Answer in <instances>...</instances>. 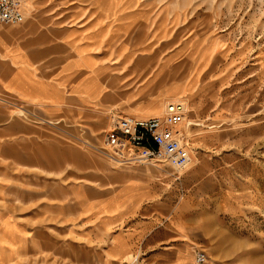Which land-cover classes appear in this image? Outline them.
Segmentation results:
<instances>
[{"label":"rangeland","instance_id":"1","mask_svg":"<svg viewBox=\"0 0 264 264\" xmlns=\"http://www.w3.org/2000/svg\"><path fill=\"white\" fill-rule=\"evenodd\" d=\"M51 3L66 8L72 23L95 27V20L104 18V55L120 63L119 56H125L124 90L132 99L148 101L170 83L188 84V96L173 100L186 103L184 137L193 161L173 175L152 176L159 200L169 202L170 209L177 201L188 204L187 237L195 245L191 258L202 247L208 264H264V0ZM118 114L113 110L105 120L100 110L78 111L73 120L62 116L45 124L55 139L45 136L44 149L33 142L29 150L17 144L12 159L0 158V169L18 174L12 177V190L1 193L0 214L62 216L68 221L45 225L76 231L75 259L66 247L46 252V264L53 259L65 264L69 256L75 264H175L181 237L173 251L162 245L151 256L106 262L104 233L97 225L102 215H93L91 203L75 202L65 191L53 195L55 184L84 190L87 183L101 190L105 171L115 168L154 165L162 170L164 163L120 165L106 156V128ZM224 162L230 165H220ZM164 207L168 210L158 207V215L168 226L169 206ZM88 232L92 238L84 239Z\"/></svg>","mask_w":264,"mask_h":264},{"label":"crops","instance_id":"2","mask_svg":"<svg viewBox=\"0 0 264 264\" xmlns=\"http://www.w3.org/2000/svg\"><path fill=\"white\" fill-rule=\"evenodd\" d=\"M22 9L25 17L21 23L0 22L1 159H12L17 144L29 150V143L33 142L44 149L45 136L55 139V134L46 132L45 124L62 116L73 120L78 111L90 114L100 110L105 120L106 114L115 110L118 115L149 117L159 115L163 103L183 102L173 99L188 96V84L175 82L148 101L132 99L124 90L125 56H119L120 63L104 55L103 17L95 20V27L72 23L67 9L51 0H24ZM109 119L106 130L111 127L112 117ZM212 155L219 159L215 152ZM167 170L154 165L115 168L105 171L101 190L86 183L84 190L72 186L63 190L55 184L52 191L56 197L65 191L67 198L75 202L82 198L91 203L93 215H102L97 225L104 233L106 262L137 254L151 256L162 245L173 251L181 237L175 264H192L195 245L187 237L188 204L177 201L171 209L169 202L161 204L157 182L152 177L168 174ZM0 171L1 196L3 190H12V177L18 174L7 168ZM165 205L169 206L165 215L170 219L168 226L167 219L158 215V207L168 210ZM65 219L54 215L45 218L0 214V264H46V252L66 247L73 250L68 254L74 253L75 259L76 231L68 230L66 225L53 226L55 230L45 225L65 223ZM162 224L164 227L158 229ZM159 230L165 234L159 235ZM84 237L92 238L89 232ZM74 259L71 261L69 256L65 264H75ZM54 260L48 264H56Z\"/></svg>","mask_w":264,"mask_h":264},{"label":"built area","instance_id":"3","mask_svg":"<svg viewBox=\"0 0 264 264\" xmlns=\"http://www.w3.org/2000/svg\"><path fill=\"white\" fill-rule=\"evenodd\" d=\"M24 17L22 0H0V22L19 24ZM184 115L179 103L171 104L163 116L112 115L111 127L105 132L104 153L120 165L165 157L184 166L190 159V150L178 127ZM208 260L205 249L196 250L194 264H208Z\"/></svg>","mask_w":264,"mask_h":264},{"label":"bare ground","instance_id":"4","mask_svg":"<svg viewBox=\"0 0 264 264\" xmlns=\"http://www.w3.org/2000/svg\"><path fill=\"white\" fill-rule=\"evenodd\" d=\"M173 103H179V104H181L184 108H186V103L184 102H180V101H173V102H169L167 105H166V108H165V110L163 111V113L162 114H159L160 116H163V115H165L166 114V112H167V110H168V107L171 105V104H173ZM185 110V109H184ZM185 117V116H184ZM185 119L178 125V127H179V129H180V131L184 134V135H186V130H185V128H184V126H185ZM184 125V126H183ZM187 136V135H186ZM189 149H190V147H189ZM157 162L156 163V165L157 166H159V164H161V163H164V165L165 166H159L160 168H162V170H165V168H167L168 170H167V172L168 173H171V174H173L175 171H173V170H179V171H182L184 168L186 169V167H187V165L189 166V164H191V162L193 161V157H192V153H190V159H189V161L187 162V164H185L184 166H177L176 164H174V163H172L171 161H169L168 159H166L165 157H160V158H158V159H153V160H151L150 162ZM159 161V162H158ZM154 164V163H153ZM172 166V167H171ZM161 172H163L164 173V171H161ZM194 260H195V256H194ZM194 260H193V264H194Z\"/></svg>","mask_w":264,"mask_h":264}]
</instances>
